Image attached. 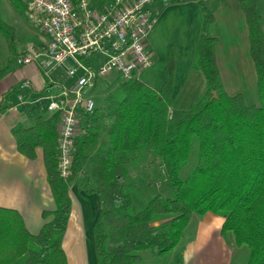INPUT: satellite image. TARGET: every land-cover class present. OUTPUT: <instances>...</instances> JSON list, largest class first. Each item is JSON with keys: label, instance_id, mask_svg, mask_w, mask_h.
<instances>
[{"label": "trees", "instance_id": "trees-1", "mask_svg": "<svg viewBox=\"0 0 264 264\" xmlns=\"http://www.w3.org/2000/svg\"><path fill=\"white\" fill-rule=\"evenodd\" d=\"M88 1L100 9L112 0ZM8 2L24 11V0ZM198 4L202 24L191 69L202 72L204 89L190 108L173 107L174 66L168 49L158 90L137 77L99 79L90 89H100L101 103L81 114L68 177L57 166L56 114L45 119L36 107L30 126L12 129L19 152L33 157L34 148L41 147L54 209L42 211L44 222L32 234L17 211L0 207V264H68L62 238L71 209L69 188L77 176L79 189L99 199L92 224L96 264H138L144 254L183 264L191 216L207 212L223 218L221 235H231L233 245L247 252L230 264H264V34L256 0H240V5L257 104L224 91L208 32L212 10ZM0 36L13 42V27L1 16ZM19 90L14 85L2 95L0 111Z\"/></svg>", "mask_w": 264, "mask_h": 264}, {"label": "crops", "instance_id": "crops-1", "mask_svg": "<svg viewBox=\"0 0 264 264\" xmlns=\"http://www.w3.org/2000/svg\"><path fill=\"white\" fill-rule=\"evenodd\" d=\"M200 1L212 10L208 32L214 38V60L224 91L229 95L240 93L247 104H257L258 100L247 101L249 94L257 95L256 74L240 0ZM256 8L264 34V0H256ZM150 11L152 21L146 36V45L152 53V61L150 66L139 71L136 77L158 90L163 79L167 52L171 49L174 66L172 93L176 101V97L184 94L182 92L190 87L188 80L200 72L191 69L202 24L198 0L168 3L160 0L151 4ZM45 39L35 41L31 45L34 46V51H42L47 42L46 37ZM14 85H18L20 89L17 93L18 104L12 103L10 95L9 106L0 111V207L17 211L25 228L33 234L38 232L44 222L42 211L54 209V199L47 182L41 147L34 148L33 157L19 152L12 129L18 125L30 126L32 116L29 115H32L36 107L43 118L54 117L53 113L46 110L45 105L49 97L58 91H54L55 87L44 81L39 58L32 64L16 65V68L8 70L0 77V100ZM203 86L204 82L200 77L196 90L192 91L193 97L201 93ZM55 129L57 130V120ZM79 185L80 176H77L69 188L71 209L62 238L68 264H88L87 241L84 235L88 233L89 225L92 228L100 209L97 195L85 194L79 189ZM222 221L223 218L210 217L207 212L196 222V233L187 242L183 252V264H195L194 259H197V264H203L204 260L198 258L201 259L200 254L203 252L200 249L209 236L220 245L222 264H230L231 253L225 247L220 233ZM196 252L199 253L198 258L194 257ZM216 259L218 258L215 257V264Z\"/></svg>", "mask_w": 264, "mask_h": 264}, {"label": "built area", "instance_id": "built-area-1", "mask_svg": "<svg viewBox=\"0 0 264 264\" xmlns=\"http://www.w3.org/2000/svg\"><path fill=\"white\" fill-rule=\"evenodd\" d=\"M155 0H112L94 9L88 0H26L24 16L41 30L47 42L41 52L16 58L17 65L39 58L45 82L58 88L45 105L57 115V166L68 177L73 140L82 113L94 102L85 93L99 79L128 80L150 66L146 45Z\"/></svg>", "mask_w": 264, "mask_h": 264}, {"label": "rangeland", "instance_id": "rangeland-1", "mask_svg": "<svg viewBox=\"0 0 264 264\" xmlns=\"http://www.w3.org/2000/svg\"><path fill=\"white\" fill-rule=\"evenodd\" d=\"M26 1V0H24ZM160 0H155L154 2H157ZM0 16L1 18L7 22L8 24H10L13 27V42L8 43L6 41V39L3 36H0V74L1 76L3 74H5L8 70L12 69V68H16V58L19 57L20 55H30V48L33 49L34 46L31 47V45L38 40H46L43 33L41 32V30L39 28H37L36 26H34L33 24H31L29 21H27V19L24 16V12L23 10H15L13 9L8 0H0ZM34 50V49H33ZM7 68L6 70H3ZM200 71V70H198ZM199 74H195L190 78L189 81V88L187 87L185 89L184 94L182 95H178V97H176V101H174L173 107L175 109H188L192 106L193 102H194V98L192 91L196 90L197 84H198V79H200V77H202V80L204 82V78L202 75V72H198ZM200 75V76H198ZM199 77V78H198ZM111 78L105 79V81H110ZM105 81H101L98 82L99 84L101 83H105ZM190 89V90H188ZM204 89V86H203ZM202 89V91H203ZM54 91H58V88L55 87L53 88ZM200 90V89H199ZM200 90V92H202ZM199 92V93H200ZM198 93V94H199ZM100 94V89L98 87H96L93 90H90L88 92L85 93V96H88L89 98H91L94 102V106H98L101 103V98L99 96ZM11 100L12 103L14 105L18 104L19 100L17 98V94H11ZM258 100L257 95H252L249 94L247 97V101L249 102H254ZM44 108H42L43 110ZM44 111V110H43ZM45 112V111H44ZM210 217H219L217 214L214 213H210L209 212ZM203 216V215H202ZM202 216H197L195 214H192L190 222L188 227L186 228V237L191 239L192 237H194L195 233H196V226H197V221L199 219H201ZM89 231L86 235H84V238L87 241L86 244V249H88V251L86 252V256L88 258V264H96V255H95V251H94V246H93V234H92V228L91 225H89ZM223 237V236H222ZM223 241H224V245L225 247H227V249L230 250L231 253V260L235 261V262H240L242 261L247 252L244 248H236L233 245L232 242V238L231 235H228L227 237H223ZM63 248V247H62ZM64 250V249H63ZM200 251L203 252V254H200V258H198L199 253L196 252V256H194L195 258L197 257L198 260H204L203 264H215V257H217L218 259H216V264H222V253L220 251V245H218L215 240L213 239V237L209 236L206 240L205 243L202 246V249H200ZM225 254V253H224ZM145 258L141 263L138 264H148L149 261H151L152 264H169L170 263V257L166 256L164 258L161 259H150L149 256L147 254H144ZM227 255V252H226ZM203 257V258H202ZM67 260V258H66ZM195 264L197 259H194Z\"/></svg>", "mask_w": 264, "mask_h": 264}, {"label": "water", "instance_id": "water-1", "mask_svg": "<svg viewBox=\"0 0 264 264\" xmlns=\"http://www.w3.org/2000/svg\"><path fill=\"white\" fill-rule=\"evenodd\" d=\"M212 94H213V96H215V92L214 91L212 92Z\"/></svg>", "mask_w": 264, "mask_h": 264}]
</instances>
